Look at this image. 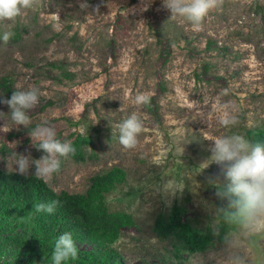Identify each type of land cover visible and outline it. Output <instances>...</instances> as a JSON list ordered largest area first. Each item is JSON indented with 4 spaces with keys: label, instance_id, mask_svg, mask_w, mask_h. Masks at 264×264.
<instances>
[{
    "label": "rangeland",
    "instance_id": "obj_1",
    "mask_svg": "<svg viewBox=\"0 0 264 264\" xmlns=\"http://www.w3.org/2000/svg\"><path fill=\"white\" fill-rule=\"evenodd\" d=\"M86 2L41 0L37 10L0 21V98L39 91L27 128L0 103V170L19 174L18 155H44L29 136L37 125L53 127L62 142L85 137L81 158H60L59 171L43 180L56 193L84 194L94 175L121 168L126 181L106 196V205L130 214L135 226L114 247L127 264L172 258L169 244L153 232L156 217L177 205L195 227L215 226L211 186L225 180L206 181L219 169L202 166L213 141L233 134L247 139L251 129L264 133V0H223L200 31L170 18L162 0H151L147 11H140L141 0ZM5 32L11 33L7 43ZM139 95L148 103L137 104ZM132 114L143 131L137 146L125 149L112 129ZM226 117L238 123L226 128L219 122ZM34 173L32 165L28 175ZM168 180L183 185L170 204ZM176 264H264V231L244 224Z\"/></svg>",
    "mask_w": 264,
    "mask_h": 264
},
{
    "label": "trees",
    "instance_id": "obj_2",
    "mask_svg": "<svg viewBox=\"0 0 264 264\" xmlns=\"http://www.w3.org/2000/svg\"><path fill=\"white\" fill-rule=\"evenodd\" d=\"M3 90L11 94L7 81ZM247 140L264 143L259 129L247 131ZM87 140L76 135L71 142L75 160L81 158V147ZM126 181V173L118 167L90 178L84 194L56 193L47 183L34 175H23L0 170V264H53L51 259L55 241L64 233H71L78 248V258L62 264H127L114 247L121 232L135 226L130 214L111 212L106 196ZM226 181L212 185L215 192V226L203 228L183 219L185 209L173 206L167 216L159 215L153 232L160 241L169 244L172 258L161 256L158 261L142 260L137 264H176L186 258L209 251L225 236L241 229L244 222L234 215L235 209L223 195ZM216 193H221L217 195ZM59 201L54 213H37L35 205ZM89 249L83 250L78 245ZM171 260V261H168Z\"/></svg>",
    "mask_w": 264,
    "mask_h": 264
},
{
    "label": "clouds",
    "instance_id": "obj_3",
    "mask_svg": "<svg viewBox=\"0 0 264 264\" xmlns=\"http://www.w3.org/2000/svg\"><path fill=\"white\" fill-rule=\"evenodd\" d=\"M223 0H162V7L171 13L170 18L181 17L186 19L193 30L202 29L203 20L210 12L219 8ZM41 0H0V21H15L25 10H37ZM81 6H87L86 0H82ZM151 6V0H141L140 11H147ZM11 33L5 32V43L10 39ZM0 103L10 108L12 121L27 128L31 119L27 114L39 103L38 89L31 88L27 91H15L10 99L0 98ZM137 104L148 103L146 95L136 97ZM4 113L0 112V115ZM224 127L234 126L238 123L235 117L223 118L219 121ZM5 125L2 127L4 128ZM0 128V129H2ZM119 131V142L125 149H133L138 144V135L143 131V125L136 114L115 126L112 130ZM31 140L37 142L38 150L44 155L33 160L29 155H18L15 171L27 178L32 165H35L34 176L47 180L53 173L59 171L61 160L75 153L71 142H62L57 138L53 127L37 125L30 133ZM210 149L211 156L202 162L203 167L215 164L219 171L205 177L212 182L218 175H222L226 181L224 196L228 198V204L235 209L234 215L242 218L245 227L254 231H264V143H252L244 136L233 134L218 137L213 141ZM166 199L171 203L177 192L183 191V185L168 180L164 185ZM218 196L221 193H216ZM59 201L36 204L35 211L54 213ZM78 258V248L71 233H64L55 241L52 253L53 264H62Z\"/></svg>",
    "mask_w": 264,
    "mask_h": 264
}]
</instances>
